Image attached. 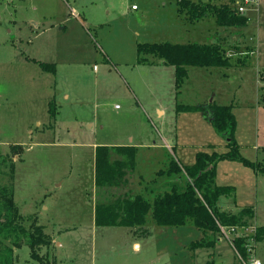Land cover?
<instances>
[{
	"label": "rangeland",
	"instance_id": "rangeland-1",
	"mask_svg": "<svg viewBox=\"0 0 264 264\" xmlns=\"http://www.w3.org/2000/svg\"><path fill=\"white\" fill-rule=\"evenodd\" d=\"M262 9L259 0L245 13V26L230 27L212 15L191 21L178 0H0V154L15 163L14 179L0 172V184L13 182L20 213L36 217L54 239L40 249L42 262L23 244L14 264H243L223 233L212 247L192 248L206 234L190 222L158 226L150 218L149 233L140 234L96 225L94 211L98 202L132 193L153 201L169 187L158 180L171 159L192 164L199 151L227 150L204 111L178 112V104H231L241 153L251 160L263 155ZM223 36L224 48L238 39L233 46L241 52L227 67L190 66L179 92L174 65L137 61L141 42L212 43ZM97 145L136 147L127 184H95ZM221 166V180L236 192L219 206H252L250 225H264V176L240 162ZM256 252L263 260L264 240Z\"/></svg>",
	"mask_w": 264,
	"mask_h": 264
},
{
	"label": "trees",
	"instance_id": "trees-1",
	"mask_svg": "<svg viewBox=\"0 0 264 264\" xmlns=\"http://www.w3.org/2000/svg\"><path fill=\"white\" fill-rule=\"evenodd\" d=\"M178 11L186 12L191 21L203 19L209 15L216 18L221 26H245L249 17L240 14L228 4H214L210 0L200 3L191 0H178ZM137 61L143 64H154L158 60L176 68V89L179 92L188 77L190 66L227 67L230 56L226 48L219 43H174L141 42L137 46ZM158 59V60H157ZM48 71H55V64L40 63ZM260 77L264 79V71ZM50 103V111L52 110ZM208 107V108H207ZM204 105L178 104L177 111L202 110L211 120L213 126L226 140L227 150L218 152L199 151L192 164H183L176 158L169 162L168 169L160 170L159 175L172 178L168 189L159 193L153 201L140 193L116 197L107 202L95 205L96 225H123L133 229L135 233H149L147 223L158 226H180L190 222L201 229L206 236L191 243L192 248L212 247L217 235L222 234V227H246L255 216L252 206H245L237 212L222 209L219 199L228 195L235 197L233 185H219L216 181L217 166L220 161H238L251 167L256 173L264 176L263 155L251 160L241 153V147L234 133L236 119L231 104L210 103ZM57 109L55 110V114ZM52 111V115L55 117ZM113 153L120 155L113 158ZM136 147L132 145H97L95 149V184L98 187L121 186L128 182L129 171H134ZM6 167L9 171H3ZM15 163L9 154H0V172L14 179ZM182 177L185 178L183 183ZM256 242L264 240V225L257 226ZM247 236H236L233 240L235 248L246 256ZM52 243L51 236L45 232L44 226L38 224L37 218L24 216L14 200L13 182L0 184V264H14L16 248L27 244L31 249V257L43 261L39 251L43 246Z\"/></svg>",
	"mask_w": 264,
	"mask_h": 264
},
{
	"label": "built area",
	"instance_id": "built-area-1",
	"mask_svg": "<svg viewBox=\"0 0 264 264\" xmlns=\"http://www.w3.org/2000/svg\"><path fill=\"white\" fill-rule=\"evenodd\" d=\"M259 0H234V6H232L236 12L240 14H245L248 9L251 8V6L258 5ZM135 8V6L133 7ZM256 225H249L246 227H237V226H231V227H222V233L228 238V240L231 242V244L234 246L233 240L236 236H247V243H246V249L247 254L246 256H243L236 248L235 251L238 255L239 260L243 264H264V262L261 260V258L258 257L256 253V240H255V232H256ZM228 231L231 233H234L235 236L231 238L228 234Z\"/></svg>",
	"mask_w": 264,
	"mask_h": 264
},
{
	"label": "crops",
	"instance_id": "crops-1",
	"mask_svg": "<svg viewBox=\"0 0 264 264\" xmlns=\"http://www.w3.org/2000/svg\"><path fill=\"white\" fill-rule=\"evenodd\" d=\"M263 10V13H264V9H262ZM232 35V34H231ZM221 39V40H220ZM220 39H218L216 42H214V43H219V44H221V45H223L222 43L224 42L223 41V39H225V36H223V37H220ZM235 41L236 42H241V41H239L238 39H236V40H231V45L232 46H230L231 48H227L226 50H227V54L229 55V56H231L232 55V53H237V52H241L240 51V47L238 48V47H236V46H233L234 44H235ZM213 43V42H212ZM233 47V48H232ZM232 49H234V50H232ZM229 50H231V51H229ZM248 50H250L249 52H252L253 51V47H250L249 46V48H248ZM158 112H159V114L160 115H163V110L161 109V108H158ZM161 112V113H160ZM227 141V140H226ZM109 146H112V145H109ZM226 146H227V142H226ZM178 160V159H177ZM223 162H225V161H220L219 163H218V166H217V177H216V181H217V183L219 184V185H230V184H228V183H224V181L225 180H221V173H222V169L224 170V168H221L222 166H221V163H223ZM228 162H230V163H239L238 161H228ZM241 163V162H240ZM224 173V172H223ZM160 176V175H159ZM163 177H162V179H160V180H158L159 182H161V186H168V183L171 181L172 182V178H167L166 177V175H165V177H164V175H162ZM227 182V181H226ZM159 188V187H158ZM94 215H95V211H94ZM52 241H54V239L52 238ZM231 243V242H230ZM134 245L136 246V248L138 249V248H140V242H138V241H135V243H134ZM232 245V244H231ZM233 246V245H232ZM235 249V248H234ZM257 253V252H256ZM262 260V259H261ZM264 260V259H263ZM262 260V261H263ZM264 262V261H263Z\"/></svg>",
	"mask_w": 264,
	"mask_h": 264
}]
</instances>
